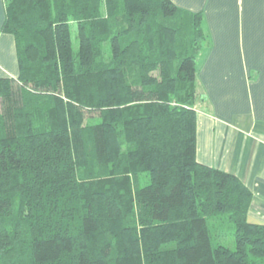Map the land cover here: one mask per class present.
Segmentation results:
<instances>
[{
    "label": "trees",
    "instance_id": "16d2710c",
    "mask_svg": "<svg viewBox=\"0 0 264 264\" xmlns=\"http://www.w3.org/2000/svg\"><path fill=\"white\" fill-rule=\"evenodd\" d=\"M4 4L20 72L0 78V264H264L253 193L196 159L203 14L172 0ZM218 219L236 250L213 246Z\"/></svg>",
    "mask_w": 264,
    "mask_h": 264
},
{
    "label": "crops",
    "instance_id": "0c3cea01",
    "mask_svg": "<svg viewBox=\"0 0 264 264\" xmlns=\"http://www.w3.org/2000/svg\"><path fill=\"white\" fill-rule=\"evenodd\" d=\"M204 17L208 38L198 58L197 154L253 193L250 218L264 224V0H172ZM0 78L19 77L17 42L2 29Z\"/></svg>",
    "mask_w": 264,
    "mask_h": 264
},
{
    "label": "rangeland",
    "instance_id": "374dc122",
    "mask_svg": "<svg viewBox=\"0 0 264 264\" xmlns=\"http://www.w3.org/2000/svg\"><path fill=\"white\" fill-rule=\"evenodd\" d=\"M75 49H77L78 39L76 34L73 33ZM18 79V77H17ZM0 112H1V100H0ZM149 177L147 175L141 176L142 187L148 185ZM212 227V244L214 247L223 245L230 250H236V238H235V226L226 220L218 219L210 222Z\"/></svg>",
    "mask_w": 264,
    "mask_h": 264
}]
</instances>
